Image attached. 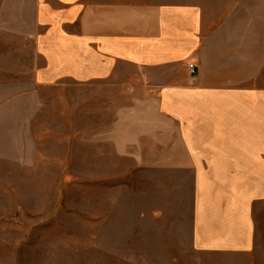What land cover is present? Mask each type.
<instances>
[{
	"label": "crops",
	"instance_id": "obj_1",
	"mask_svg": "<svg viewBox=\"0 0 264 264\" xmlns=\"http://www.w3.org/2000/svg\"><path fill=\"white\" fill-rule=\"evenodd\" d=\"M27 1L33 83L116 90L124 105L98 137L141 167L153 145L157 175L188 184L191 247L252 252L264 209V0Z\"/></svg>",
	"mask_w": 264,
	"mask_h": 264
},
{
	"label": "rangeland",
	"instance_id": "obj_2",
	"mask_svg": "<svg viewBox=\"0 0 264 264\" xmlns=\"http://www.w3.org/2000/svg\"><path fill=\"white\" fill-rule=\"evenodd\" d=\"M28 13L0 0V264H264V209L249 254L191 247L188 184L98 137L116 90L33 83Z\"/></svg>",
	"mask_w": 264,
	"mask_h": 264
},
{
	"label": "built area",
	"instance_id": "obj_3",
	"mask_svg": "<svg viewBox=\"0 0 264 264\" xmlns=\"http://www.w3.org/2000/svg\"><path fill=\"white\" fill-rule=\"evenodd\" d=\"M187 67H188L190 70H192V69L194 68V64H192V63H188V64H187Z\"/></svg>",
	"mask_w": 264,
	"mask_h": 264
}]
</instances>
